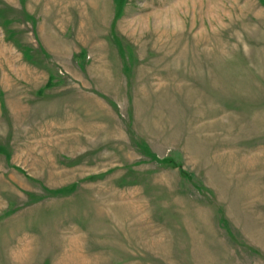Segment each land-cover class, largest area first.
<instances>
[{"label": "rangeland", "instance_id": "obj_1", "mask_svg": "<svg viewBox=\"0 0 264 264\" xmlns=\"http://www.w3.org/2000/svg\"><path fill=\"white\" fill-rule=\"evenodd\" d=\"M0 264H264V0H0Z\"/></svg>", "mask_w": 264, "mask_h": 264}]
</instances>
